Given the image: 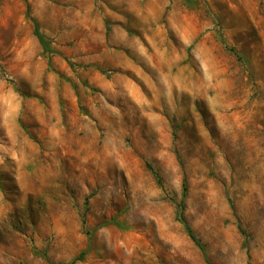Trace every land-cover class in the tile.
I'll return each mask as SVG.
<instances>
[{
	"label": "rangeland",
	"instance_id": "374dc122",
	"mask_svg": "<svg viewBox=\"0 0 264 264\" xmlns=\"http://www.w3.org/2000/svg\"><path fill=\"white\" fill-rule=\"evenodd\" d=\"M181 205L264 264V0H0V264H207Z\"/></svg>",
	"mask_w": 264,
	"mask_h": 264
},
{
	"label": "trees",
	"instance_id": "16d2710c",
	"mask_svg": "<svg viewBox=\"0 0 264 264\" xmlns=\"http://www.w3.org/2000/svg\"><path fill=\"white\" fill-rule=\"evenodd\" d=\"M27 17L33 22L34 25V35L37 37L43 51L47 54H53L54 50L49 42V40L47 39L46 35L41 31L40 29V25L37 22L36 19H34L33 17H31L30 15V7L27 6ZM187 194V185L184 184V196H186ZM178 221L183 225L187 235L189 236V238L194 242V244L201 250V252L203 253L207 264H211L210 261L207 259V254H206V248L205 245L203 244V242L195 235L194 231L192 230L191 226L189 225L186 216L184 214V206L181 205L180 206V211L179 214L177 216ZM86 251L81 253V255H85ZM82 258H76L74 261L76 260H81Z\"/></svg>",
	"mask_w": 264,
	"mask_h": 264
}]
</instances>
